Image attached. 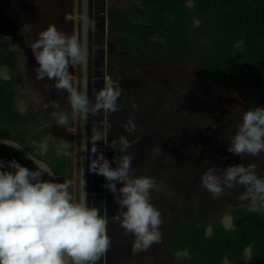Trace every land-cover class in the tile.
<instances>
[{
	"label": "rangeland",
	"instance_id": "obj_1",
	"mask_svg": "<svg viewBox=\"0 0 264 264\" xmlns=\"http://www.w3.org/2000/svg\"><path fill=\"white\" fill-rule=\"evenodd\" d=\"M132 1L13 0L9 14L17 21L20 34L8 40L18 53L19 64L17 70H9L8 74L20 94V111L44 110V124L40 127L44 134L39 143L49 135L56 138L49 141V145L58 147L60 139L71 143L74 200L95 207L101 215L108 217L107 234L111 245L99 264H187L184 258L167 259L162 246L133 251V236L125 235L115 219L119 211L116 203L119 194L108 195L110 191L101 187L104 177L89 172L93 149L103 153L104 148L105 157L111 162V154L121 155L109 147L113 140L123 135L134 142L123 154H132L131 166L136 176L156 179L160 191L150 190L151 203L162 212L160 228L174 233L178 231L176 221L181 213L197 218L208 219L215 215L222 218L225 207L247 204L237 198L244 190L242 186L226 189L225 195L213 200L212 194L201 186L200 176L210 168L254 163L257 175L264 177V153L241 159L228 151L229 138L235 134L242 113L247 110L244 99L228 88L206 83L197 71L199 61L191 59L183 64L163 65L151 59L147 64L137 61V70L118 64L111 74L107 72V54L117 50L108 38L107 11L110 7L127 9ZM85 18L92 23L86 24ZM50 24L75 35L87 51L85 63L69 67L74 86L94 102L96 91L107 83L118 81L122 89L117 101L120 112L102 111L98 115L89 114L86 119L80 114L74 117L66 100L67 93L51 87L52 80L36 79L35 69L39 65L30 44ZM49 101H58L61 110L68 112V130L57 126L50 118L54 109L45 108ZM133 104L135 109L131 107ZM130 114L135 117L133 134L121 127ZM96 132L101 134L99 141L93 140ZM39 143L31 148L43 156L47 152L40 153L36 147ZM112 167L116 165L112 164ZM122 186L118 184L117 189ZM107 196H111L110 202L114 204H105V209L104 206L101 208L99 200L104 202ZM224 224L231 225V221Z\"/></svg>",
	"mask_w": 264,
	"mask_h": 264
},
{
	"label": "clouds",
	"instance_id": "obj_2",
	"mask_svg": "<svg viewBox=\"0 0 264 264\" xmlns=\"http://www.w3.org/2000/svg\"><path fill=\"white\" fill-rule=\"evenodd\" d=\"M84 22L92 23L86 18ZM30 48L39 65L35 69L36 79L52 80L51 87L57 92H66L74 117L80 114L86 119L89 114L98 115L102 111H121L117 103L122 95L118 81L107 83L96 91L94 102L74 86L69 67L87 60V51L75 35L50 24L38 33ZM8 73L7 65L0 67V75L10 79ZM48 107L54 109L50 118L56 125L68 130V112L61 110L58 101H49L45 105L46 109ZM131 107L135 109L136 105ZM134 119V115L130 114L121 125L129 134L135 133ZM100 139L101 134L96 132L93 140ZM54 140L55 137L46 136L36 147L44 154L49 141ZM0 143L21 149L11 140L2 139ZM133 143L123 135L113 140L109 147L121 155L115 156L111 162L94 148V158L90 159L88 169L104 177L103 188L114 195L119 194L116 200L119 211L115 219L125 235L133 236V251H141L162 242L160 227L163 218L162 212L151 203L150 190L160 191L156 179L136 176L131 166L132 154H123ZM70 147L71 143L60 139L56 154L68 156ZM228 151L241 159L264 153V107L249 108L242 113L241 123L229 138ZM26 158L33 162V170L21 166L15 159L8 161L7 165L0 160V264H99L111 245L107 234V215H101L99 209L74 200V194L69 192V182L45 180L46 175L55 176L47 163L36 159L30 152L26 153ZM112 164L116 167L113 168ZM6 167L11 170H6ZM118 184L123 186L117 189ZM200 184L212 194L213 200L225 195L226 189L242 186L244 190L238 195V200L247 202L249 212L264 213V177L257 175L254 163L230 165L223 169L210 168L200 176ZM231 220L230 213L225 212L221 223L223 225ZM225 226L235 228L234 224ZM211 231L212 226H207L205 235ZM175 256L177 260L190 259L187 249L176 252ZM243 259L245 262L251 260L250 246L244 250ZM222 264H230L227 256L223 257Z\"/></svg>",
	"mask_w": 264,
	"mask_h": 264
},
{
	"label": "trees",
	"instance_id": "obj_3",
	"mask_svg": "<svg viewBox=\"0 0 264 264\" xmlns=\"http://www.w3.org/2000/svg\"><path fill=\"white\" fill-rule=\"evenodd\" d=\"M12 5V0H0V67L15 71L19 57L7 38L18 37L20 28L8 14ZM107 21L108 38L117 47L107 54L109 74L118 64L137 70V61L169 65L197 60L198 74L206 83L242 95L246 109L264 107V0H133L127 9L110 7ZM19 98L14 81L0 77V139L17 142L46 162L61 183L69 182L73 195L72 157L57 155L53 144L43 156L34 152L32 145L44 134V110L22 112ZM22 156L0 144V160L6 165L15 159L33 170V162ZM44 179L53 181L47 175ZM222 211L230 213L234 229L222 225L217 215L207 219L181 213L178 231L160 228L162 242L152 246H162L171 260L187 249V264H222L225 256L230 264H264V213L249 212L247 204ZM209 225L212 231L206 236ZM249 246L251 260L245 262Z\"/></svg>",
	"mask_w": 264,
	"mask_h": 264
},
{
	"label": "water",
	"instance_id": "obj_4",
	"mask_svg": "<svg viewBox=\"0 0 264 264\" xmlns=\"http://www.w3.org/2000/svg\"><path fill=\"white\" fill-rule=\"evenodd\" d=\"M0 140H2V139H0ZM7 140H9V139H7ZM12 141V140H11ZM21 149H15V148H13V147H11V148H13V149H15V150H17V151H19L20 153H22V158L23 159H27L26 158V153H28V152H30L31 154H33L30 150H28V149H26L24 146H22V145H20L19 143H17V142H15ZM0 144H2V145H4L3 143H0ZM10 147V146H9ZM34 155V154H33ZM35 156V155H34ZM36 157V156H35ZM36 159H38V160H40L38 157H36ZM29 160V159H28ZM40 161H43V160H40ZM44 162V161H43ZM46 163V162H45ZM49 166V165H48ZM50 167V166H49ZM54 173V172H53ZM55 176L54 177H51L52 179H53V181L54 182H56V183H61L60 182V177L59 176H57L56 174H54Z\"/></svg>",
	"mask_w": 264,
	"mask_h": 264
},
{
	"label": "crops",
	"instance_id": "obj_5",
	"mask_svg": "<svg viewBox=\"0 0 264 264\" xmlns=\"http://www.w3.org/2000/svg\"><path fill=\"white\" fill-rule=\"evenodd\" d=\"M161 64V63H160ZM115 122H117V121H115ZM69 127V126H68ZM75 128V126L73 127V129ZM72 129V130H73ZM109 134V133H108ZM107 134V135H108ZM105 150H104V148H103V154L105 155ZM117 152V151H116ZM111 156V159L113 160V158L115 157V154L113 153V154H111L110 155ZM73 181H74V179H73ZM104 182H105V179H104ZM104 182L103 183H101V187H102V185L104 184ZM93 190H94V188L93 187H91ZM108 195H112V192H109V194ZM108 197V198H107ZM105 199H104V202L102 201V200H99V204L98 205H101V208L104 206V209H105V204H112L113 202H110V198H111V196H107ZM98 200V199H97ZM114 204V203H113ZM97 205V206H98ZM152 247V246H151ZM154 247H158V246H154ZM154 247H152V248H154Z\"/></svg>",
	"mask_w": 264,
	"mask_h": 264
},
{
	"label": "flooded vegetation",
	"instance_id": "obj_6",
	"mask_svg": "<svg viewBox=\"0 0 264 264\" xmlns=\"http://www.w3.org/2000/svg\"><path fill=\"white\" fill-rule=\"evenodd\" d=\"M12 2H13V0H12ZM9 14V13H8ZM10 15V14H9ZM13 18V17H12ZM16 21V20H15ZM17 22V21H16ZM9 39H11V38H9ZM7 41L9 42V40H8V38H7ZM12 48V47H11ZM15 51V50H14ZM3 67V66H2ZM9 70V69H8ZM0 77L2 78V79H6V78H4L2 75H0ZM20 110V109H19Z\"/></svg>",
	"mask_w": 264,
	"mask_h": 264
},
{
	"label": "built area",
	"instance_id": "obj_7",
	"mask_svg": "<svg viewBox=\"0 0 264 264\" xmlns=\"http://www.w3.org/2000/svg\"><path fill=\"white\" fill-rule=\"evenodd\" d=\"M72 184H73V181H72ZM73 189H74V187H73ZM75 197H76V195H75ZM75 199V198H74Z\"/></svg>",
	"mask_w": 264,
	"mask_h": 264
}]
</instances>
